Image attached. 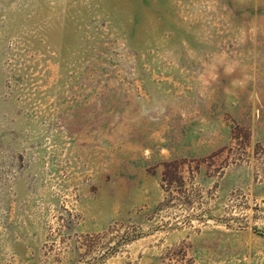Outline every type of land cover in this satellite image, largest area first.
Returning <instances> with one entry per match:
<instances>
[{
  "label": "rangeland",
  "instance_id": "1",
  "mask_svg": "<svg viewBox=\"0 0 264 264\" xmlns=\"http://www.w3.org/2000/svg\"><path fill=\"white\" fill-rule=\"evenodd\" d=\"M0 264H264V0H0Z\"/></svg>",
  "mask_w": 264,
  "mask_h": 264
}]
</instances>
